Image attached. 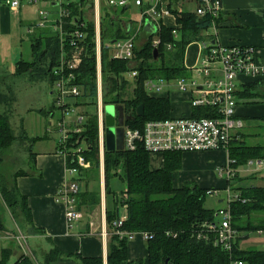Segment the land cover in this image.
<instances>
[{"label": "trees", "instance_id": "1", "mask_svg": "<svg viewBox=\"0 0 264 264\" xmlns=\"http://www.w3.org/2000/svg\"><path fill=\"white\" fill-rule=\"evenodd\" d=\"M85 1H69L64 5L69 12L68 17L63 18L62 21L66 33L64 36L66 49L69 47V33L77 27V23H82L84 20L79 7ZM171 1H168L167 8L176 16V22L179 24L176 28L178 36L177 38L173 37L172 28L162 27L160 29L158 36L161 43L157 46L159 56L156 59L152 52L154 48L151 35L140 48L134 49L135 56L132 62L111 58L106 50H101L102 102L104 105L121 107L124 115L130 118L124 123L134 129L142 130L146 121L170 118L169 98L150 97L145 93L143 83L146 79L174 80L189 74L182 65L184 50L191 42L201 40V32L210 27L211 22L208 18L199 17L192 12H178L170 7ZM119 10V14H123L127 7L119 8ZM99 11H101L99 25L102 44L128 37L126 27L121 24L119 16H116V11L109 12L103 8H100ZM86 25L85 57L78 69L75 70L74 83H70L76 84L80 88V93L77 97H70L66 102L67 107L70 108L84 107V111L80 113L84 116L82 130L80 133L71 134L68 146L85 143L84 156L90 164L89 168L79 170L78 180L84 181L87 189L89 178L91 176H96V179L99 177L100 167L96 110L95 25L90 20L86 21ZM129 33L131 34V29ZM31 41L32 59H20L10 77L23 76L28 80L46 79L53 85L56 79L54 68L60 56L58 34L56 31L42 30L33 35ZM167 43L172 45L168 51L165 49ZM130 69L138 71V76L133 79L132 87L123 78V74ZM129 87H131L130 91ZM236 92L237 104L241 102L264 103V84L260 81L245 82ZM15 100L9 87L5 92L0 90V106H4V111H0V169L3 168L5 152L26 134L23 129L20 136L14 134L9 122L8 111ZM52 105L56 107V104ZM140 105L144 111L142 117H137L136 108ZM209 111L207 108L193 109L191 116H211ZM30 140L32 143L29 145L28 154L31 155L32 160H35L36 154L32 151V144L35 140ZM228 149V156L233 160L232 167L235 169L243 167L248 160H264V145L258 142L251 145L246 144L245 140H233ZM103 152L105 197L109 193V179L115 175H119L125 185L120 195H114L112 210L106 209L105 211L108 237L106 264H130L127 263L128 238H120L116 235L117 229L127 233L146 232L151 236L146 240V264H232V260H240L244 264H264V251L241 250L238 247V242L248 237L250 233L264 231V186L247 183L238 186L239 197L229 203L231 224L237 233L232 246L233 250L229 254L219 245H213L212 240L215 234L209 231L206 226V224L216 222L215 212L204 206L206 191L209 189L199 188L188 182L182 186L174 184V173H177L182 167L183 153L176 151L164 153L163 166L153 169L149 165L150 155L141 146L132 151L114 152H108L104 147ZM70 161L71 159H69V166H72L73 163ZM32 163L34 162L32 161ZM26 175V171L22 169L9 174L0 170V231L4 230L1 214L4 209H7L11 212L14 220H23L33 228L35 233H43L41 228L33 224L28 197L18 191L15 183L17 177ZM233 179H230L229 182ZM78 196L79 209L93 210L100 204V196L88 191H84ZM124 211L126 219L123 221L122 227L115 229L113 222L117 221ZM1 255L0 264H6L11 255L10 248L2 249ZM72 257H77L80 264H103L101 256L84 257L78 254L73 256L64 253L56 246H53L44 255L43 264H52ZM14 264L33 263L28 256L21 255Z\"/></svg>", "mask_w": 264, "mask_h": 264}, {"label": "built area", "instance_id": "2", "mask_svg": "<svg viewBox=\"0 0 264 264\" xmlns=\"http://www.w3.org/2000/svg\"><path fill=\"white\" fill-rule=\"evenodd\" d=\"M23 0H1L4 6L10 9H18ZM31 5H48L56 3L57 16L54 17L50 26L56 30L60 40L59 60L54 68V76L56 77L53 86L56 90L55 104L61 108V111L73 113L75 118L71 124L66 125L64 120L58 122L59 136L57 141V152L65 158V175L67 176L66 183L63 184L56 193V201L64 206L65 222L69 229L83 218V212L78 208L79 201V178L80 169L89 168V161L85 159L84 150L85 143L81 142L77 146L69 147L68 143L73 133H80L84 116L77 113L73 107H67L66 100L70 97H77L79 92L78 86L73 84L75 80V70L83 62L86 49V21L84 17L82 23H77V27L69 33L68 48L65 45V31L63 29V18L68 17L69 12L65 8V0H26ZM109 6L124 8L133 4L139 10L138 30L142 27V23L148 21L155 26L154 34H158L162 23L160 19L167 14H173L170 9H162L159 7L162 0H107ZM194 14L208 18L213 40L211 43L202 42L204 55L201 56L196 65L190 68L189 76L177 78L174 81L176 89L182 93H189V105L192 109L207 108L211 116H184L177 118L156 119L146 121L142 130L131 128L124 123V150H135L141 146L150 157L163 155L166 152H207V151H224L227 155V164L220 168L218 175L225 177L227 181L235 178L237 169L232 167L233 160L229 158V145L233 139H236L234 132L241 129L243 121L237 117L236 94L240 89L241 84L245 83L244 79L258 78L264 74V65L257 62L255 50L247 45L231 44L222 45L218 42L216 31L218 28V19L222 12L221 0H196ZM93 9L95 32H94V53L96 67V82H97V124H98V152L99 166L103 168L104 156V104L102 102V81H101V50H106L111 58L122 61L132 62L134 59L135 35L126 37L125 39L113 40L111 42L101 43L98 0H94ZM39 19L34 27H45L48 22L49 13L44 9H39ZM77 22V21H74ZM33 28V27H32ZM32 28L28 32L32 31ZM177 27L171 29L173 37L177 36ZM205 30V31H207ZM152 34L151 36H154ZM216 36V37H215ZM159 37V36H158ZM177 38V37H176ZM161 39L154 38L152 46L157 49ZM166 49H171V43L165 45ZM138 76V71L130 69L123 78L127 81L133 80ZM240 82V86L235 84V81ZM73 82L72 84H70ZM171 81L162 78L146 79L143 83L146 94L155 96L167 87ZM125 117V115H124ZM73 163L72 166H69ZM246 168L254 167L255 171L263 169L261 160H248L245 164ZM209 195H219L217 189H209L206 191ZM230 186L225 188L226 208L218 209L215 212V217H220V222L206 224L207 229L215 234L213 245H219L226 252L231 254L232 246L237 237L236 230L232 227V219L229 203L233 199L239 197L238 194L231 195ZM126 219L124 211L119 219L113 222L115 229L122 227L123 221ZM91 224V223H90ZM136 233H127L117 229L116 235L120 238L134 237ZM144 240L151 236L148 233H139ZM107 233L103 229L101 236H106ZM168 235V234H167ZM232 264H244L240 260H232Z\"/></svg>", "mask_w": 264, "mask_h": 264}, {"label": "crops", "instance_id": "3", "mask_svg": "<svg viewBox=\"0 0 264 264\" xmlns=\"http://www.w3.org/2000/svg\"><path fill=\"white\" fill-rule=\"evenodd\" d=\"M73 2H79L75 0H69ZM169 0H162L161 4H159L160 8L167 9ZM92 3V4H90ZM196 0H172L170 7L177 10L178 12H192L194 13L196 7ZM94 0H86L79 7V11L82 14L81 16L86 17L88 21H94ZM56 7V3H49L48 5H31L26 0H23L18 7V9H10L7 6H4L0 0V71L8 70L10 74L13 73V69L16 63L19 60H15V58H11V42L13 45L12 38L16 34L18 37L19 33L16 32L17 27L16 24L19 23V26L29 25L31 27L27 28V32L30 28H32L31 32H28L30 35H35L40 33L42 30L54 32V30L50 24L47 23L45 27H34V25L38 22L39 19V9H45V11L49 12L51 15L50 21L54 20L52 17L53 12H50L46 9V7ZM222 12L218 19V28L216 31V35L218 38V42L222 45H231V44H242L252 47L255 50V57L258 63L264 65V0H221ZM131 7H134L136 10V14L138 13V18L135 20L131 15L128 14V11ZM34 8L36 13V21H31L32 13L31 9ZM100 8L106 9L109 12L116 11L117 17L121 19V24H124L126 33L128 36L135 35V49H137V42L147 41L150 36L148 31L144 30V25H142L139 31L138 20H139V10L133 4L127 7L125 13L119 14V8L109 6L107 0H98V12L100 18ZM121 9V8H120ZM89 12H91V16L89 17ZM33 13V14H34ZM115 14V13H113ZM162 23V27L166 28H175L178 27L179 24L176 22V16L174 14H167L162 19H160ZM144 24V23H142ZM154 25V24H153ZM161 27V28H162ZM131 29V34L129 33ZM155 35V34H154ZM158 35V34H157ZM178 36V35H177ZM176 36V37H177ZM202 39L196 40L188 44L185 48V54L183 57L182 65L184 66L187 73H190V68L196 65L197 60L204 55V50L202 49V42H209L213 40V36H211V30L201 32ZM153 40H154V36ZM175 37V38H176ZM216 37V36H215ZM22 38H19V41ZM11 41V42H10ZM200 41V42H198ZM21 42V41H20ZM153 42V41H152ZM197 43V48L194 52L191 51V59L192 66L185 64V55L187 53L186 49L188 46L195 45ZM166 45V44H165ZM166 49V47H165ZM157 50V49H156ZM167 50V49H166ZM170 50V49H168ZM167 50V51H168ZM159 52V51H158ZM159 56V55H158ZM11 58L10 66L7 64V61ZM5 62V63H4ZM8 65V66H7ZM10 67V70H9ZM189 74L186 75L188 77ZM264 74L254 79H244L246 82H254L260 81L264 84V80L262 79ZM180 78V77H177ZM174 80H170L171 83L165 87L159 95L150 97H166L169 98L175 94L171 92V88L176 89L174 84ZM169 81V80H168ZM130 83V81H128ZM131 89V88H130ZM145 90V89H144ZM176 91L180 93L177 89ZM96 92H97V83H96ZM146 93V92H145ZM182 93V92H181ZM185 93V92H184ZM183 93V94H184ZM181 102H187L189 107V112L187 114H180L178 117L190 116L192 115V107L189 105V93H185L183 95ZM55 100V99H54ZM97 101V96H96ZM53 104H55L53 102ZM56 106V105H55ZM57 107V106H56ZM56 107H51L45 110L46 115L52 116ZM58 108V107H57ZM61 110V108H60ZM172 108L170 110V117ZM237 117L243 121V126L241 129L234 132L236 139L235 141H242L246 139V135L250 138L254 136V134H249L246 130H242L246 124L254 117L251 115H257L256 119H261L264 121V105H257L255 107L249 106L246 103H239L236 108ZM126 118V116H125ZM177 118V117H173ZM252 118V119H251ZM254 120L252 122L258 121ZM60 120V119H59ZM74 120V119H73ZM73 120L69 122L68 127L71 126ZM62 121V120H61ZM60 122V121H58ZM57 122V124H58ZM257 126H263L257 125ZM58 125L56 126L53 133V142L49 144L48 148L42 151H34L36 154L35 160H32L34 166L32 169H29V160L27 162V167L24 169L26 171V176H19L16 178L15 183L17 184L18 191L28 197L29 208L32 211L33 215V224L43 230V233H38L36 239L42 243H45V247L43 248V252L50 250L53 246H56L64 253L71 254L75 256L78 254L80 256L89 257V256H101L103 259V264H106V256H107V235L101 236V232L103 229L106 231V223H105V211L104 207L105 195H104V166L100 167L99 179L101 181V190H100V204L95 207L93 210H85L81 208L80 210L83 212V218L74 226V228L69 229L64 217V206L60 202L56 201V193L59 188L66 183L67 176L65 175V158L62 154L57 152V141L59 136ZM24 132L27 133L25 128H23ZM48 129H45V133H43V137H47L46 133ZM39 134L34 135L36 137L32 144L34 146L35 142L41 139ZM257 136L259 133H256ZM32 137V136H31ZM42 137V138H43ZM50 142V141H49ZM257 142V141H256ZM255 143V142H253ZM254 145V144H251ZM188 162H192L194 165L191 166ZM227 155L224 151L214 150L207 152H185L182 155V167L177 172L174 173V184L175 186H182L186 184V182L193 183L199 188L205 189H217L222 190L225 194V188L230 186V191H234L238 193L237 188L245 183L253 184V183H264V168L261 170L255 171L254 167L246 168L244 165L237 169V174L235 179L232 181H227L225 177L218 175V171L220 168L226 166ZM263 162V161H262ZM163 155H157L155 157H150L149 165L153 169L161 168L163 165ZM264 167V162H263ZM244 168V169H243ZM242 169V170H241ZM249 172V175H245V172ZM255 177V178H254ZM81 178V177H80ZM79 179V178H78ZM80 190L79 192L83 193L82 185L84 181L78 180ZM241 179V181H239ZM230 184V185H229ZM233 188V189H232ZM232 191V192H233ZM79 193V194H81ZM81 196V195H79ZM226 198V196H225ZM225 198L219 201H225ZM81 199V197H80ZM101 210V212H100ZM91 223V224H90ZM107 233V232H106ZM257 235L256 240L253 241L251 238V234L245 239H242L238 242V247L241 250L245 249H256L264 251V231L255 232ZM35 242H39L34 240ZM39 242V243H40ZM127 263L130 264H146L147 261V250H146V240L139 234H134V237H131L127 243ZM52 264H80L79 259L77 257H72L67 260H61L60 262H54Z\"/></svg>", "mask_w": 264, "mask_h": 264}, {"label": "rangeland", "instance_id": "4", "mask_svg": "<svg viewBox=\"0 0 264 264\" xmlns=\"http://www.w3.org/2000/svg\"><path fill=\"white\" fill-rule=\"evenodd\" d=\"M76 1V0H75ZM79 1V0H77ZM69 0H65V4H67ZM46 9L52 14V17L57 16V6L54 8L52 7H46ZM45 10V9H44ZM35 9H31V13L33 16L31 21H36V13H34ZM34 13V14H33ZM49 13V12H48ZM128 14L131 15L135 20L138 18V13L136 14V10L134 7H131L128 11ZM89 17L91 16V12H89ZM51 15L49 13L48 22L50 23ZM37 22V21H36ZM17 30L16 32L19 33L18 37H16V34L12 38V41L14 42L12 45L11 42V58H15V60H31V50L30 45L32 43L33 36L28 34L27 28L31 27L29 25L26 26H19V23L16 24ZM156 39H159L157 34L154 35ZM19 38H22V40L19 41ZM200 42V41H198ZM145 41H141L137 44V48H140ZM197 48V43L192 46H188L186 49L187 53L185 55V64L192 66L193 63L191 59V51L194 52ZM7 61V64L10 66V61ZM5 63V62H4ZM7 65V66H8ZM1 70V69H0ZM10 70V67H9ZM9 75V76H8ZM264 80V76L262 78ZM126 81V80H125ZM128 81V80H127ZM131 87L134 85V80H130ZM235 84L237 86H240V82L237 80L235 81ZM11 89V93L13 94L14 98L16 99L14 104L12 105L11 109L8 111L9 113V122L14 130V134L17 136H20L21 130L25 128L27 133L24 137H21V140H17L12 147L5 152V161L3 164V168L0 169L5 174L14 173L18 169H26L27 162H29V169H32L33 163L31 160V155L28 154V148L29 145H31L30 139H35L36 137H33L36 134L41 133V139L37 140L32 147V150L34 151H42L44 152L45 149L48 148L49 144H52L53 142V133L57 122L64 120L65 124L67 125L71 120L75 118V115L73 113H66L60 110V108L56 107L53 109L54 113L52 116L46 115V111L42 110L47 109L51 107V105L54 102L55 96H56V90L55 87L46 79L42 80H36V79H26V77L23 76H11L10 77V71L8 70H2L0 71V90L5 92L7 88ZM129 87V91L131 90ZM173 94L170 97V108H172L171 115L173 117H178L180 114H187L189 112V107L187 102H181L183 98V93H178L176 89L171 88L170 89ZM72 102V101H71ZM240 102V101H239ZM239 104V103H238ZM237 104V105H238ZM249 106H257V105H264L262 102H256L255 104H248ZM57 106V105H56ZM108 107L116 113L115 105H104V115L106 113L105 107ZM88 109H91L88 107ZM74 110L77 113H81L84 111V107L76 106L74 107ZM0 111H4V106H0ZM254 118L246 124L242 128V130H246L249 134H254L252 138L249 139V137L246 135L245 142L246 144H256V141L258 143H261L264 145V121L261 119H256L258 117L256 114L251 115ZM60 119V120H59ZM258 120L255 122H252L254 120ZM263 126H257L262 125ZM58 128V127H57ZM45 129H48V132L46 133L47 137H43V133H45ZM256 133H259L257 136ZM32 136V137H31ZM43 137V138H42ZM18 139V138H17ZM50 141V142H49ZM255 142V143H253ZM264 162V160H263ZM90 164V162H89ZM191 166L194 164L192 162H188ZM244 166V165H243ZM244 169V168H243ZM242 170V169H241ZM264 171V170H262ZM250 172V171H249ZM249 172H245V175H249ZM261 175H264L262 172ZM108 182V189L109 193L106 194L104 207L108 210H112L113 204H114V195L118 194L120 195V192L124 189V182L121 180L119 175H115V177H112L109 179ZM189 183V182H188ZM191 185H195L193 183H190ZM254 186L262 185L264 186V183H253ZM85 183L82 185L83 191H88L89 193H93L95 195H100L101 190V181L99 177L96 179V176H91L89 178V182L87 185V189L85 187ZM233 191V190H232ZM237 191V190H235ZM238 192V191H237ZM237 194V193H235ZM234 191L231 192V195L234 196ZM226 196V193L224 194L222 190H219V195H209L206 194L205 200H204V206L208 209L213 210L216 212L218 209L226 208L227 205L225 201H219L224 199ZM101 212V210H100ZM220 217L215 218L216 222H220ZM1 222L2 226H4V230L0 231V263L2 261V255L1 250L4 248L9 247L11 250V255L6 261V264H14V262L18 259L19 256L25 255L28 256L33 264H43V258L46 252H43V248L46 246L44 242H40L39 239H36L38 233H35L33 228H31L29 225L25 223V221L17 219L14 220L11 212H9L7 209H4L1 214ZM252 240L255 241L257 236L256 233L251 234ZM264 238V234H263ZM34 240H37L39 242H35ZM129 240V239H128Z\"/></svg>", "mask_w": 264, "mask_h": 264}, {"label": "water", "instance_id": "5", "mask_svg": "<svg viewBox=\"0 0 264 264\" xmlns=\"http://www.w3.org/2000/svg\"><path fill=\"white\" fill-rule=\"evenodd\" d=\"M144 30L148 31L150 35L154 34L155 26L148 22H144ZM153 56L156 59L159 52L154 49ZM106 113L104 115V147L108 152L123 151L124 150V121L130 120L129 117H124L123 109L119 106H115L116 113L107 106L105 107ZM136 116L142 117L143 107L140 105L136 108Z\"/></svg>", "mask_w": 264, "mask_h": 264}]
</instances>
